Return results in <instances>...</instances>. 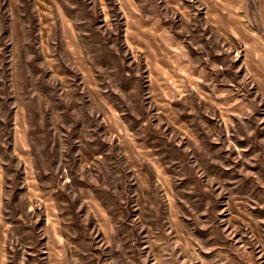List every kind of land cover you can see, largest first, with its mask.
Wrapping results in <instances>:
<instances>
[{
  "label": "rangeland",
  "instance_id": "obj_1",
  "mask_svg": "<svg viewBox=\"0 0 264 264\" xmlns=\"http://www.w3.org/2000/svg\"><path fill=\"white\" fill-rule=\"evenodd\" d=\"M0 264H264V0H0Z\"/></svg>",
  "mask_w": 264,
  "mask_h": 264
}]
</instances>
